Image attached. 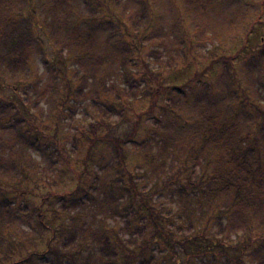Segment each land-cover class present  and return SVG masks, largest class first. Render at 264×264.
Listing matches in <instances>:
<instances>
[{
    "label": "rangeland",
    "instance_id": "1",
    "mask_svg": "<svg viewBox=\"0 0 264 264\" xmlns=\"http://www.w3.org/2000/svg\"><path fill=\"white\" fill-rule=\"evenodd\" d=\"M14 1L20 4L21 9L28 6L33 8V13L30 10L22 13L27 18V24L38 23L41 29H34L35 35L40 38L34 41L28 67L24 70L12 67V70L8 68L5 71V66L0 65V101L4 106L0 113V152L8 151L11 146L16 145L26 152L25 159L30 156L33 158L38 172L25 173L23 167H16L17 173L21 171L27 174L25 178L21 173L20 181L16 183L11 182L9 177L0 178V216L10 223V227H14V231L7 230L4 237L0 238V264H82L88 252L83 251L80 256L74 257L72 254L76 245L66 248L63 246L68 231L83 223L105 227L120 249L127 245L126 251L133 252L136 261L141 260L144 255L139 248L149 241L147 251L150 253L154 247V238L153 226H147L148 214L144 212L137 196L144 195L146 202L164 217L169 211L174 214L184 206L179 196L174 194L173 198L176 185L167 186L165 181L169 177H153L149 166L143 161L144 155L141 156L139 152L144 148L134 150L128 145L125 148L127 173H123L124 184L130 186L133 181L138 193L134 194L132 202L124 194L125 199L117 202L114 208L102 209L100 206L106 192L117 191L109 189L105 183H111L115 178L116 170L113 166L117 165L118 159L111 146L99 139L93 148L92 160L86 167L84 161L88 142L93 133L96 137L124 138L136 123L137 117L143 114L138 140H148L152 153L158 151L159 148L155 145L165 129L173 134L170 148H173V144L182 146V141L191 145L194 139L192 134L197 130L193 128L196 115L190 112V105H185L187 100L171 90H164L166 87L182 89L199 80L215 84L226 65L225 59L229 57L233 58L232 68L237 71L232 77L237 83L233 104L241 105L240 101L245 94L248 98L252 97L243 67L251 56L264 52V0H135L121 7L114 6L110 0H74L69 18L83 22L80 24L82 30L92 20L110 21L109 28L96 42L98 48L94 62L96 68L99 67L102 79L127 87L125 75L130 73L139 77V84L145 89L139 98L126 102L123 114H113L108 119L105 118L107 115L101 114L102 106H92L91 103H77L79 108H75V112L70 111L71 114H67L68 110L62 111L64 108L60 106L64 98L69 97L67 106L73 102L70 97L77 86L79 74L73 75L74 66L66 62H62V67L56 64L59 59H65L69 52L64 50L60 54L57 44L49 43L48 25L54 16L44 9L43 3H50L52 0ZM173 5L177 7V13ZM146 9H149L146 21L138 25L137 31L134 30L124 13L140 10L145 12ZM177 14L181 21L175 19ZM61 16L64 17L62 14ZM121 22L123 30L117 31L116 27ZM200 25L211 39L204 46L195 36ZM155 30L159 32L153 34ZM108 36L109 41H105ZM118 41H124L130 50L132 57L128 65L124 63L126 58L121 56L126 53L117 55L120 53ZM108 57L109 59H105ZM46 60L48 64H45ZM50 76L57 84L51 87L49 94L36 108H31L33 104L30 100L35 97L36 90L43 89ZM155 88L162 93L156 101L155 109L150 111L152 95L148 92ZM91 97H97L94 89L87 90L86 102H90ZM166 105L170 106L171 113L166 112ZM16 107L21 108L22 114L17 112ZM25 108L28 110L24 111ZM10 115H15L20 121L14 123L15 120ZM9 119L13 121L10 125ZM57 126L60 131L55 141L53 134ZM20 129H34V132H28V136L22 137L21 132H17ZM170 148L167 150L169 154L173 150ZM183 162L184 158H181L174 163L176 167L183 168ZM201 163L202 158L199 159V164ZM46 167H50L48 174H41V170ZM195 167L199 174L200 167ZM168 173H171L170 170ZM156 179L160 180L155 182ZM183 179L184 176L180 178L181 181ZM56 193L69 199L67 202H73V199L86 202L85 208L80 207L83 209L81 221L78 217L72 218L78 211L81 212L79 208L68 207L66 212L61 210L63 205L54 196ZM111 194L109 192V196ZM93 197L99 200L95 201ZM195 204L196 202L193 206ZM92 209H95V214L91 213ZM39 210L44 214L45 222L42 225L37 222ZM175 223L182 224L179 220ZM170 224L171 222L169 226H165V230L170 228L174 232ZM143 225L147 226L144 231L146 234L141 237L134 235L136 229H133ZM257 236L258 234L253 235L250 240L249 236L238 232L231 235L230 241L242 245L250 244V241L255 246ZM203 242L204 239L199 240L197 247ZM175 246L181 250L177 244ZM161 247L163 250L168 249L165 245ZM156 252L161 262H167L159 251ZM201 253L202 248L198 256L183 259V264L213 262L210 254ZM234 253L232 251V255ZM173 261L167 263L172 264ZM119 264H125L122 256Z\"/></svg>",
    "mask_w": 264,
    "mask_h": 264
},
{
    "label": "trees",
    "instance_id": "2",
    "mask_svg": "<svg viewBox=\"0 0 264 264\" xmlns=\"http://www.w3.org/2000/svg\"><path fill=\"white\" fill-rule=\"evenodd\" d=\"M73 1L52 0L49 1L50 3H43L44 9L54 16L48 25L49 43L55 42L60 48V54H63L64 50L69 52L65 59H59L56 64H60L59 67H62V62H66L68 65L74 66L73 75L79 74L77 86L70 97L73 98L71 100L73 102L70 101L71 104L67 106L69 97H66L60 107L64 108L62 111L68 110L67 114H71L75 108H79L77 103H91L92 106H102L101 114L107 115L106 119L113 114L121 115L122 111L126 109V102L139 98L145 89L139 84V77L130 73L125 75L127 87H121L113 82L108 83L102 79L99 67L96 68L94 62L95 55H97L96 48H98L96 42L109 28L110 21L92 20L82 30L80 24L83 22L69 18L72 13ZM132 1L135 0H110L117 7ZM136 1L143 2L144 0ZM172 7L177 13V7L174 5ZM28 10L31 11L33 8L28 6L21 9L20 4L15 3L14 0H0V65L5 66V71L8 68L12 70V67L15 70H24L28 67L29 54L32 53L34 41L36 38H40L35 35L34 31V29H41L40 25L26 23L27 18L22 11L25 13ZM148 12L149 9H146L145 12L142 10L132 13L125 12L124 16L137 31L138 25L146 21ZM179 16L177 14L175 19L181 21ZM200 27L195 36L204 46L211 39L205 33L204 27L202 25ZM116 28L117 31H122V22ZM158 32L155 30L153 34ZM109 39L108 36L105 41H109ZM262 43L264 44V39H262ZM117 45L120 52L117 55L126 53L121 56L126 58L124 63L128 65L132 55L127 44L124 41H118ZM105 59H109V57ZM232 59V57L225 59L226 65L215 84L199 80L182 89L166 87L164 90L166 92L171 90L175 95L187 100L185 105H190V112H194V116L196 115L193 128L197 130L192 134L194 139L191 145L182 141V146L173 144V148H170L173 134L165 129L161 134L160 141L158 140L155 145L159 148L158 151L152 153L153 149L148 140L141 142L138 140L139 125L143 114L137 117L136 123L124 135V138L96 137L93 133L86 149V160L84 161L86 167L92 160L93 148L99 139L111 146L118 159L117 165L113 166V169L116 170L115 178L111 183L108 181L105 183L109 189L117 191L106 192V197L103 202L101 201L102 209L114 208L117 202L125 199L124 194L128 195L126 199L132 202L134 194L138 193L132 180L130 186L124 184L123 173L124 171L127 173L124 162L125 148L128 145L134 150L144 148L139 152L141 156L144 155L143 161L149 166L153 177H169L165 183L167 186L176 185L177 189L173 193V198L175 195L179 196V200L184 206L174 214L169 211L163 217L160 212L146 202L144 195L137 196L144 212L148 214L147 226H153L152 236L154 238V241L152 240L154 247L151 246L150 253L147 251L149 241L139 248L143 252L144 258L138 261L132 255L133 252L126 251L128 250L127 245H124V248H119L116 240H112L105 227H94L85 223L78 228L72 227L64 239L63 247L76 245L75 252L72 254L74 257L80 256L83 251L88 252L90 257L85 256L82 264H119L121 256L125 264H171L167 263L170 260H174V264H183V259L187 260L195 255L198 256L201 248L203 251L201 255L210 254L213 262L264 264V52L254 54L245 61L244 75L247 76V85L251 90L252 97L248 98L245 94L243 100L240 101L241 105L233 104L236 98L235 86L237 83L232 77L237 71L232 68ZM45 64H48V60ZM91 80L94 82L92 83ZM56 84L57 82L54 83L50 76L43 89L36 90L35 97L30 100L33 104L31 108H36L39 102L49 94L48 91L51 87ZM90 89H94L97 97H91V101L86 102L87 90ZM148 93L152 95L150 111H153L162 91L155 88ZM68 95L71 96V93ZM3 107L0 101V113L3 112ZM165 109L166 112H170L169 105H166ZM16 110L22 114L20 107H16ZM23 110L27 111L28 108ZM10 116L15 120L14 123L20 121L16 117L20 115ZM12 122L9 119V125ZM59 131L60 127L57 126L53 134L55 141H57ZM17 132H21V136L24 137L29 133L33 134L34 129H20ZM36 134L39 133L36 131ZM169 148L173 149L171 154L167 152ZM25 155L26 152L17 148L16 145L11 146L8 151L0 152V178L9 177L11 182L16 183L20 181V173L25 178L26 171L28 173L38 172L33 158L30 156L25 159ZM9 157L11 158L9 159ZM181 158H184L183 168H178L174 162ZM200 158L203 159L201 164H199ZM170 159L171 162H169ZM190 164L192 166H188ZM195 165L200 167L199 174H197ZM16 167H23L22 170H25V173L21 171L17 173ZM50 167L42 169L41 174L47 175ZM141 168H144L143 165ZM169 170L171 173H168ZM209 170L211 171L209 172ZM183 176L184 179L181 181L180 178ZM159 180L156 179L155 182ZM109 192L112 193L110 196ZM54 196L57 201L60 199L59 201L62 202L61 210L64 212L68 207L79 208L81 212L78 211L72 218L78 217V220L81 221L83 211L81 208L86 207L84 200L73 199V202H67L69 199H65L64 195L56 193ZM93 200L99 199L93 197ZM194 202H196L194 205L196 207L193 206ZM94 211L95 209H92L91 213L95 214ZM38 213L37 222L42 225L45 222L44 214L40 210ZM140 217L142 218V216ZM178 220L181 221V225L175 223ZM170 222V227L174 228V232L170 228L168 231L165 230V226H169ZM127 226L129 227V223ZM147 226H136L133 229H136L134 235L144 236ZM7 230L14 231V227H10V223L8 224L0 216V238L4 237ZM238 232H243L249 236L250 240L253 235L258 234L255 240L258 242L255 246V243L252 244L250 241V244L247 245L233 244L230 241L231 235ZM201 239H204V242L200 243L198 248L197 242ZM176 244L180 247V251L176 248ZM162 245L168 249L163 250ZM156 251H159L167 262L162 259L163 262H161ZM232 251L235 252L234 255H232ZM91 256L96 257L91 258ZM213 262L210 263L213 264Z\"/></svg>",
    "mask_w": 264,
    "mask_h": 264
}]
</instances>
